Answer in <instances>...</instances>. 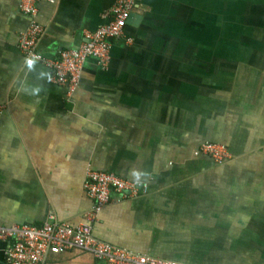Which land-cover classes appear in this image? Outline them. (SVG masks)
I'll return each mask as SVG.
<instances>
[{
    "label": "crops",
    "instance_id": "1",
    "mask_svg": "<svg viewBox=\"0 0 264 264\" xmlns=\"http://www.w3.org/2000/svg\"><path fill=\"white\" fill-rule=\"evenodd\" d=\"M245 1L137 0L110 67L89 58L69 93L19 47L23 0H0V227L88 224L94 170L148 186L112 195L99 241L185 264H264V23L252 22L263 0ZM116 3L41 0L38 52L79 49ZM206 142L232 159L197 156ZM44 264L104 263L76 250Z\"/></svg>",
    "mask_w": 264,
    "mask_h": 264
},
{
    "label": "built area",
    "instance_id": "2",
    "mask_svg": "<svg viewBox=\"0 0 264 264\" xmlns=\"http://www.w3.org/2000/svg\"><path fill=\"white\" fill-rule=\"evenodd\" d=\"M41 0H23L21 10L29 17V26L19 39V47L24 55L44 63L54 75L57 83L68 87L72 93L79 84L81 71L89 58H95L98 66L107 70L111 65L112 41L124 35L137 0H117L110 22L95 32L85 33V42L79 49L66 50L55 59H47L38 52V45L44 33L38 21V3ZM53 3L54 0H46ZM216 147H221L218 149ZM197 156L210 155L219 164L230 158L226 145L206 142L195 150ZM93 208L83 226L73 228L60 222L54 215L49 216L42 226L0 227V244L5 245V264H44L49 256H57L71 251H82L104 264H185L145 253L128 250L99 241L93 234V225L102 210L112 202V195H120L126 200L145 193L148 186L141 182L123 180L114 174L88 170L84 186Z\"/></svg>",
    "mask_w": 264,
    "mask_h": 264
},
{
    "label": "rangeland",
    "instance_id": "3",
    "mask_svg": "<svg viewBox=\"0 0 264 264\" xmlns=\"http://www.w3.org/2000/svg\"><path fill=\"white\" fill-rule=\"evenodd\" d=\"M231 1H234V0H231ZM248 1V0H247ZM245 0H239V4L240 5H245ZM237 6H239V5H237ZM259 6V8H258V11H259V14H261L262 15V18H253V23H259V24H262V23H264V7H261V6H264V0L258 5ZM233 7H234V4L230 7V9H228L229 11H231L232 9H233ZM227 14H231V13H227ZM245 15H243V18H242V21H244L245 20V17H244ZM212 19H214V18H212ZM244 23V22H243ZM251 23V22H250ZM215 25V24H214ZM212 32V37H217L218 35H216V36H213L214 34H215V31H211ZM260 33V37L261 38H264V30H262L261 32H259ZM211 144H215V143H217V142H210ZM218 145L219 144H221V143H217ZM221 145H224V144H221ZM216 148H218V149H222L221 147H216ZM227 149H228V151H229V154H230V156H231V158L230 159H232V154H231V152H230V149L228 148V146H227ZM202 155H207V154H205V153H203ZM201 155V156H202ZM208 156H210V155H208ZM211 157V156H210ZM212 159H214L213 157H211ZM230 159L228 160V161H230ZM214 161H215V159H214ZM227 161V162H228ZM216 162V161H215ZM226 162V163H227ZM217 163V162H216ZM226 163H224V164H226ZM217 164H219V163H217ZM224 164H220V165H224Z\"/></svg>",
    "mask_w": 264,
    "mask_h": 264
},
{
    "label": "clouds",
    "instance_id": "4",
    "mask_svg": "<svg viewBox=\"0 0 264 264\" xmlns=\"http://www.w3.org/2000/svg\"><path fill=\"white\" fill-rule=\"evenodd\" d=\"M27 63L29 65V67H31L33 62L31 60H29V61H27Z\"/></svg>",
    "mask_w": 264,
    "mask_h": 264
},
{
    "label": "water",
    "instance_id": "5",
    "mask_svg": "<svg viewBox=\"0 0 264 264\" xmlns=\"http://www.w3.org/2000/svg\"><path fill=\"white\" fill-rule=\"evenodd\" d=\"M134 16H135V13H132V15H131V17H130L129 20H131ZM129 20H128V21H129Z\"/></svg>",
    "mask_w": 264,
    "mask_h": 264
},
{
    "label": "trees",
    "instance_id": "6",
    "mask_svg": "<svg viewBox=\"0 0 264 264\" xmlns=\"http://www.w3.org/2000/svg\"><path fill=\"white\" fill-rule=\"evenodd\" d=\"M114 42V41H113ZM113 44V43H112ZM108 174V173H107Z\"/></svg>",
    "mask_w": 264,
    "mask_h": 264
}]
</instances>
